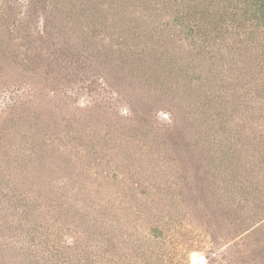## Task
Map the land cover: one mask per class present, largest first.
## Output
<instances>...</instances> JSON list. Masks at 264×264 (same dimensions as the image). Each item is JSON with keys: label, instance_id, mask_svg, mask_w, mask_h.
<instances>
[{"label": "rangeland", "instance_id": "374dc122", "mask_svg": "<svg viewBox=\"0 0 264 264\" xmlns=\"http://www.w3.org/2000/svg\"><path fill=\"white\" fill-rule=\"evenodd\" d=\"M200 255L264 264V0H0V264Z\"/></svg>", "mask_w": 264, "mask_h": 264}, {"label": "water", "instance_id": "95a60500", "mask_svg": "<svg viewBox=\"0 0 264 264\" xmlns=\"http://www.w3.org/2000/svg\"><path fill=\"white\" fill-rule=\"evenodd\" d=\"M201 264H204L205 263V257L203 255H200L199 256V260H198Z\"/></svg>", "mask_w": 264, "mask_h": 264}, {"label": "bare ground", "instance_id": "6f19581e", "mask_svg": "<svg viewBox=\"0 0 264 264\" xmlns=\"http://www.w3.org/2000/svg\"><path fill=\"white\" fill-rule=\"evenodd\" d=\"M198 260H199V256H198Z\"/></svg>", "mask_w": 264, "mask_h": 264}, {"label": "trees", "instance_id": "16d2710c", "mask_svg": "<svg viewBox=\"0 0 264 264\" xmlns=\"http://www.w3.org/2000/svg\"><path fill=\"white\" fill-rule=\"evenodd\" d=\"M57 251V250H56Z\"/></svg>", "mask_w": 264, "mask_h": 264}]
</instances>
